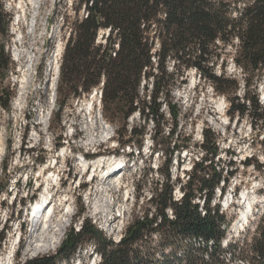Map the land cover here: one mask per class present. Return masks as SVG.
I'll return each mask as SVG.
<instances>
[{
	"label": "rangeland",
	"instance_id": "obj_1",
	"mask_svg": "<svg viewBox=\"0 0 264 264\" xmlns=\"http://www.w3.org/2000/svg\"><path fill=\"white\" fill-rule=\"evenodd\" d=\"M0 4L12 16L9 43H6L8 38L1 36L0 42L6 44L13 62L5 84H11L15 92L10 111L0 106V189H5L0 193V264H16L54 254L71 228L80 229L83 218L78 219V215L82 210L83 216L108 238L119 242L138 216L147 210L155 212L150 199L156 187L174 184L175 199L182 198L180 185L188 182L194 164L206 158L202 144L211 134L216 136L218 153L214 162H205V166L209 165L210 170L217 167L229 180L224 194L223 182L217 187L211 207L220 206L230 222L228 241L254 233L264 215L262 121L254 128L251 118L232 119L227 98L217 94L193 69L171 94L177 119L169 113V106L163 104V129L152 120L144 121L139 113L126 121L129 129H145L141 148L137 138L122 146L126 139L118 134L117 126L104 120L103 83L65 106L60 129L54 121L60 112L57 101L60 67L74 23L87 13L79 6V0H0ZM106 38L107 30H101L97 43L104 45ZM59 49L62 51L57 57ZM233 55L234 49L229 47L216 72L225 71L240 82L238 95L243 101L244 76L235 66ZM169 70L173 71V63L169 64ZM145 84L146 81L144 87ZM263 90L264 73L257 90L264 109ZM220 101L224 103L222 114L217 110ZM175 126L172 144L181 149L173 158L169 182L166 178L169 157L163 154L167 147L163 138ZM101 159L106 160L104 169L96 171L95 164ZM115 162L121 166L114 172L110 170L111 177H116L103 185L102 178L109 172L101 174V171H108ZM103 188L108 192L98 195V189ZM47 193L52 201L48 205L50 209L43 204L35 216L37 202ZM244 194L249 198L246 203L242 200ZM197 202L203 204L202 199ZM249 205L253 208L249 224L236 232L234 227ZM54 212L53 221L46 224L44 215ZM168 214L172 212L169 210ZM59 220L68 222L64 235L56 231ZM34 226L38 229L36 234ZM38 239L40 242L35 243L34 249L29 247ZM53 239L59 241L55 248L49 246ZM7 256L11 259L5 263ZM99 261L94 246L89 245L79 250L70 263L59 264H98ZM232 264L249 262L238 258Z\"/></svg>",
	"mask_w": 264,
	"mask_h": 264
},
{
	"label": "trees",
	"instance_id": "obj_2",
	"mask_svg": "<svg viewBox=\"0 0 264 264\" xmlns=\"http://www.w3.org/2000/svg\"><path fill=\"white\" fill-rule=\"evenodd\" d=\"M79 6L87 14L74 23L64 51L57 89L60 112L54 120L58 128L62 127L65 106L103 83L104 120L117 126L118 134L126 139L122 146L137 138L141 148L145 129H129L126 121L139 113L144 121L152 120L163 129V104L177 119L171 94L193 69L227 98L232 119L251 118L254 128L258 121L264 126L257 92L264 73V0H79ZM11 21L12 16L0 4V36L8 38L6 43ZM101 30L108 31L104 45L97 43ZM229 47L234 49L233 62L244 76L243 101L238 95L240 82L225 71L216 72ZM12 69L6 44L0 42V106L7 111L15 96L11 84H5ZM176 129L163 138L169 182L173 158L181 149L172 144ZM202 148L207 156L194 164L188 182L180 185L182 198L175 199L174 184L156 187L150 199L155 212L147 210L138 216L119 242L108 238L82 210L80 229L71 228L54 254L16 264L70 263L89 245L100 256L98 264H232L238 258L264 264V215L254 233L227 240L230 222L220 206L212 208L211 203L217 187L223 182L224 194L229 180L217 167L210 170L205 166L208 161L212 164L218 153L215 134L206 137ZM4 191L0 189V193ZM198 199L203 200L202 205Z\"/></svg>",
	"mask_w": 264,
	"mask_h": 264
},
{
	"label": "bare ground",
	"instance_id": "obj_3",
	"mask_svg": "<svg viewBox=\"0 0 264 264\" xmlns=\"http://www.w3.org/2000/svg\"><path fill=\"white\" fill-rule=\"evenodd\" d=\"M61 49H59L57 52H58V55H57V57H59V55H60V53H61ZM57 76H58V72H57ZM56 81H57V79H56ZM263 95H264V90H263ZM224 103H223V101H220V102H217V110L219 111V113L220 114H222L224 111ZM105 162H106V160H99V161H97V163L95 164V168H97V170L96 171H98L99 169H104V166H105ZM111 166V165H110ZM120 166V163H118V162H115L114 164H113V166L108 170V171H101V174H106V173H108L109 172V174L107 175V177H106V175L102 178V181L103 182H105V183H103V185H105L106 184V182L108 183V182H110V180L112 179V178H114V177H116V176H114V177H111V173H110V170H111V172H114L113 170L116 168V167H119ZM121 171H119V173H120ZM117 175V174H116ZM109 185V184H108ZM109 187V186H108ZM104 192H108L105 188H103V189H101V190H99L98 189V191L96 192L98 195H101V194H104ZM110 192V191H109ZM112 193V192H111ZM110 193V194H111ZM49 196H50V193H47L46 195H43V199L41 200V201H39V202H37V204H36V206H35V211L33 212V214L35 215V216H37L38 214H39V212H40V208H41V206L43 205V204H46L47 205V208H49L50 209V207H48V205H49V203H50V201H51V199H49ZM242 200H244V202L246 203L248 200H249V198L244 194L243 195V197H242ZM52 202V201H51ZM252 208V206L251 205H249L244 211H243V213H242V217H241V219L239 220V222L237 223V225L234 227V230L236 231V232H240L241 231V229H245L246 228V225H245V221L244 222H242L244 219L245 220H247L248 222H247V225L249 224V221H250V217H249V215H248V213L246 214V210L248 209V208ZM229 208V207H228ZM252 210V212H253V208L251 209ZM46 211V210H45ZM54 214H55V212L53 213V214H50V213H48L47 215H44V219H45V223L47 224L48 222H52L53 221V219H54ZM62 220V219H61ZM61 220H59V225H58V230H56L57 232H59V234L60 235H64V233H65V230L67 229V223H66V221H61ZM241 224V225H240ZM35 228H36V226H34ZM35 234L36 233H38V229L36 228L35 229V232H34ZM37 242H40V239H38V241H36V242H31L30 244H29V247H31L32 249H34V247H35V243H37ZM58 239H53V240H51L50 241V243H49V246L50 247H52V248H55L56 246H57V244H58ZM228 243V241H225V244H227ZM37 247H38V245H37ZM11 258H10V256H7L6 257V259H5V263H8L9 262V260H10ZM97 259V258H96Z\"/></svg>",
	"mask_w": 264,
	"mask_h": 264
},
{
	"label": "built area",
	"instance_id": "obj_4",
	"mask_svg": "<svg viewBox=\"0 0 264 264\" xmlns=\"http://www.w3.org/2000/svg\"><path fill=\"white\" fill-rule=\"evenodd\" d=\"M107 35H108V31H107ZM117 48H118V46H117ZM102 86H103V84H102ZM102 93V92H101Z\"/></svg>",
	"mask_w": 264,
	"mask_h": 264
},
{
	"label": "water",
	"instance_id": "obj_5",
	"mask_svg": "<svg viewBox=\"0 0 264 264\" xmlns=\"http://www.w3.org/2000/svg\"><path fill=\"white\" fill-rule=\"evenodd\" d=\"M58 74H59V72H58Z\"/></svg>",
	"mask_w": 264,
	"mask_h": 264
}]
</instances>
